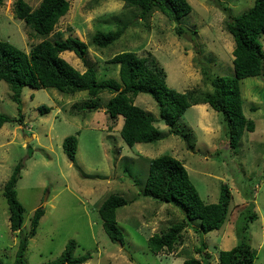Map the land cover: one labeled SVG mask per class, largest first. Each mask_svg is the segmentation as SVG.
Masks as SVG:
<instances>
[{
    "label": "rangeland",
    "instance_id": "374dc122",
    "mask_svg": "<svg viewBox=\"0 0 264 264\" xmlns=\"http://www.w3.org/2000/svg\"><path fill=\"white\" fill-rule=\"evenodd\" d=\"M15 1L3 0L0 5V40L28 52L42 37L14 17ZM26 1L35 9L41 0ZM187 1L192 10L180 19L183 30L178 33L175 22L158 10L142 17L139 8L127 7L121 0H69L68 11L47 38L71 35L84 41L88 50L85 61L72 51H63L61 56L80 71L92 66L98 79H119V65L110 61L115 53L151 52L166 72L168 87L178 92L197 88L196 93L210 91L201 66L212 74L233 75L234 40L225 23L246 11L254 0ZM120 20L127 27L118 40L102 48L92 43L95 31L116 29L122 24ZM260 40L264 52V36ZM240 92L243 114L253 120L255 128L244 129L233 146L220 111L208 104L188 107L175 123L176 127L191 130L182 137L169 133L156 102L146 93H139L134 103L152 115L162 137L156 142L128 146L120 135L122 117L111 121L103 108L111 93L100 95L102 105L96 110L78 112L73 104L89 99L85 91L67 94L53 87L25 86L18 105L8 84L0 80V113L10 117L0 127L2 264L14 263L19 232L28 231L38 206H43L45 212L29 239L26 264H47L57 259L70 239L77 243L74 256L90 255L83 264H183L189 258L199 260V264L204 259L208 264H218L219 250L237 243L242 212L251 202L257 216L250 220L246 234L257 252L253 264H264V71L241 79ZM42 105L49 107V112L41 114ZM18 107L23 122L18 121ZM67 135L77 137L73 161L62 150ZM28 147L32 148L30 156ZM162 154L183 163L206 203L218 200L222 183L229 187L231 199L226 221L219 230L203 234L199 223L190 221L171 252L153 253L147 239L185 218L173 204L141 194L149 159ZM20 160L23 167L16 192L24 211L20 231L13 232L3 187ZM113 193L127 201L116 210L123 243L109 238L98 212L103 200ZM202 242L205 248L199 252Z\"/></svg>",
    "mask_w": 264,
    "mask_h": 264
},
{
    "label": "trees",
    "instance_id": "16d2710c",
    "mask_svg": "<svg viewBox=\"0 0 264 264\" xmlns=\"http://www.w3.org/2000/svg\"><path fill=\"white\" fill-rule=\"evenodd\" d=\"M127 7L141 10L146 17L153 10L160 11L170 21L175 22L176 31L181 33L183 27L180 19L191 12L192 7L187 0H121ZM3 0H0V5ZM69 0H41L32 9L26 0H16L14 17L23 20L34 34L42 39L33 44L25 52L8 41L0 40V80L5 81L12 99L19 105L21 91L25 86L36 89L53 87L67 94L85 91L89 99L75 103L78 112L96 110L102 105L100 95L109 92L112 95L103 104L104 111L111 121L118 116L123 119L120 135L124 143L133 146L136 143H152L162 135L155 126L152 115L134 103L139 93L149 94L156 102L160 119L167 125L169 133L187 137L190 129L176 127L175 123L191 105L208 104L212 109L224 114L229 128L230 143L235 145L243 130L253 131V120L245 117L242 111L240 80L250 76L261 75L264 71V52L261 38L264 36V0H254L251 7L225 23V28L233 37L232 50L233 75L221 76L212 74L201 66L203 80L209 82L210 91L199 89L178 92L166 84V72L157 58L147 52L138 55L133 51L115 53L110 61L118 64L119 79H98L92 66L80 71L66 61L61 53L72 51L85 61L87 44L76 36H67L50 40L47 36L52 32L58 20L66 14ZM119 21V20H118ZM121 21V20H120ZM122 22V21H121ZM127 24L107 31L97 30L92 35V43L97 47H106L118 40L124 33ZM40 109V108H39ZM44 105L41 114L49 112ZM19 120L22 121L21 109L18 107ZM10 121V117L0 113V127ZM12 121H14L12 119ZM23 122V121H22ZM77 137L67 135L62 141V150L69 160L75 159ZM28 156L32 148L28 147ZM23 162L20 160L4 183L3 195L8 205L9 228L13 232L20 231L24 208L17 198L16 184L21 176ZM248 192H246L247 195ZM141 194L159 202L171 203L184 215V219L173 223L166 231L155 233L147 239V246L153 253L171 252L180 238L182 231L190 221H197L203 234L219 230L226 221L231 199L229 187L222 183L218 200L206 203L192 183L183 163L169 155L162 154L149 159L148 174ZM250 198L251 194H248ZM127 203L118 194H110L98 208L104 231L115 242L123 243V234L116 221V210ZM253 203L242 212L238 224L237 243L230 249H220L218 264H253L257 256L256 249L247 238L250 220L257 214L252 211ZM45 209L38 206L31 217L27 232H19V240L13 264H26L25 252L29 239L36 233V228ZM197 248L201 252L204 243ZM77 243L68 240L60 256L47 264H83L89 258L88 253L74 256ZM208 257V254H206ZM199 260L189 258L183 264H199ZM0 264H2L0 260ZM201 264H208L203 260Z\"/></svg>",
    "mask_w": 264,
    "mask_h": 264
}]
</instances>
